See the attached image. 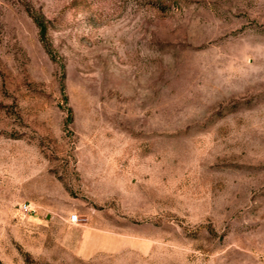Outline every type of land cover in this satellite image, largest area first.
Masks as SVG:
<instances>
[{"label": "rangeland", "instance_id": "1", "mask_svg": "<svg viewBox=\"0 0 264 264\" xmlns=\"http://www.w3.org/2000/svg\"><path fill=\"white\" fill-rule=\"evenodd\" d=\"M0 264H264V0H0Z\"/></svg>", "mask_w": 264, "mask_h": 264}, {"label": "trees", "instance_id": "2", "mask_svg": "<svg viewBox=\"0 0 264 264\" xmlns=\"http://www.w3.org/2000/svg\"><path fill=\"white\" fill-rule=\"evenodd\" d=\"M28 14L31 16L33 22L35 23L36 27L38 28V34L40 40L46 45V24L44 18L36 13L35 11L31 9H27Z\"/></svg>", "mask_w": 264, "mask_h": 264}, {"label": "built area", "instance_id": "3", "mask_svg": "<svg viewBox=\"0 0 264 264\" xmlns=\"http://www.w3.org/2000/svg\"><path fill=\"white\" fill-rule=\"evenodd\" d=\"M24 208L26 209V206H24ZM73 219L77 220L78 218H77V216H73Z\"/></svg>", "mask_w": 264, "mask_h": 264}]
</instances>
